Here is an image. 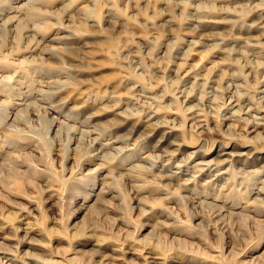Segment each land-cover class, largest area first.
<instances>
[{"label":"rangeland","instance_id":"obj_1","mask_svg":"<svg viewBox=\"0 0 264 264\" xmlns=\"http://www.w3.org/2000/svg\"><path fill=\"white\" fill-rule=\"evenodd\" d=\"M8 166L11 264H264V0H0Z\"/></svg>","mask_w":264,"mask_h":264},{"label":"bare ground","instance_id":"obj_2","mask_svg":"<svg viewBox=\"0 0 264 264\" xmlns=\"http://www.w3.org/2000/svg\"><path fill=\"white\" fill-rule=\"evenodd\" d=\"M32 9V8H31ZM31 11V14H30V18L32 19V17L31 16H33V12H32V10H29V12ZM34 11V10H33ZM34 17V16H33ZM180 54H182V52H179V53H176V58H180L181 59V55ZM189 82H191L190 80L189 81H186L185 82V85H184V87L185 88H187V86H188V83ZM193 83V82H192ZM197 85V84H196ZM9 168H11V169H4V170H0V175H2V174H5V172L7 171V170H9V171H12L13 172V168L11 167V166H8ZM161 174H162V172H160ZM164 173H166V171L164 172ZM3 176V175H2ZM165 177V176H164ZM102 192V190L100 191V193ZM104 194H105V192H103ZM99 195V194H98ZM112 198L114 199L115 197H113L112 196ZM95 203L96 204H104V203H106V201H104V200H102L101 198L100 199H96V201H95ZM194 207H195V204H194ZM196 208V207H195ZM219 217H225L226 216V214L223 212V211H221V210H219V212L218 213H216ZM149 224V223H148ZM151 227H153L154 229L155 228H158V226L156 225V224H149ZM148 226V225H147ZM2 255L3 256H1V258H0V261L2 262V263H0V264H11V259H10V257L7 255V254H3L2 253ZM11 260V261H10Z\"/></svg>","mask_w":264,"mask_h":264}]
</instances>
